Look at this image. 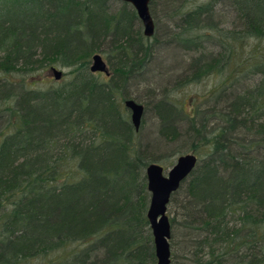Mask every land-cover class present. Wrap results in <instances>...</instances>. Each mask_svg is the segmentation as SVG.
<instances>
[{
	"label": "trees",
	"instance_id": "obj_1",
	"mask_svg": "<svg viewBox=\"0 0 264 264\" xmlns=\"http://www.w3.org/2000/svg\"><path fill=\"white\" fill-rule=\"evenodd\" d=\"M108 1L0 0V264L158 262L146 172L158 159L123 106L151 46L136 10L112 13ZM221 1L182 14L174 39L210 53L177 86L222 72L238 45L255 40L254 55L207 109L186 115L168 95L156 104L161 136L178 140L186 121L200 159L170 202L172 240L182 227L192 248L183 263L172 251L173 264H264V0H227L240 25L232 31L216 22ZM101 52L116 59L110 77L90 71ZM54 68L69 79L31 85Z\"/></svg>",
	"mask_w": 264,
	"mask_h": 264
},
{
	"label": "rangeland",
	"instance_id": "obj_2",
	"mask_svg": "<svg viewBox=\"0 0 264 264\" xmlns=\"http://www.w3.org/2000/svg\"><path fill=\"white\" fill-rule=\"evenodd\" d=\"M205 2H208V0H155L151 7L152 15L156 24V35L153 38H149L148 42L151 46L149 50L151 55L145 60V67L137 71L138 74H136L128 83L126 88L128 99H133L145 106L144 118L140 127L141 129L138 133L141 144L147 151H150V154L157 157V163L164 166L167 174L176 163L177 158L183 154L195 153L197 155V151L192 148L193 143L189 140V137L186 134L188 128L186 121H182L179 125L181 126V133L178 140L175 141L174 138L167 140L161 136L160 120L156 116V104L158 101L168 95L181 106L184 114L191 116L194 108L198 106L203 107L204 110L207 109L209 106L207 101L213 97L216 91L224 88L225 85H230L229 83L233 80H231L232 77L229 76L234 74L235 68L241 64L244 59L254 55L253 53L256 51V47L255 49H252L253 45L256 43L255 40L251 42L250 47L238 45V51H236L230 63L222 72L212 73V75L204 77L197 83H190V85L178 87L177 85H180L179 81L190 77V74L192 73V63H194L195 59L200 58L205 51L202 53L201 51L197 52L196 50L185 49L180 43H178V40L174 39V36L181 31L178 25L183 18L182 14L188 9L191 10ZM124 4L125 2L121 0H109L107 3V9L112 13H116L124 9ZM126 8L129 10L135 9L129 4H127ZM178 9H182L180 10L182 11L181 14L177 11ZM215 15L216 22H222L225 29L232 31V29L240 26L237 14H235L227 0H222L220 2ZM134 27L137 30L141 28L144 31L141 20H135ZM206 30L204 31L207 32ZM108 43H110L109 40ZM208 46L213 52H218V48H215L212 45ZM205 53L209 54L210 52ZM97 54L103 55L111 72V64L112 62H115L116 59L114 57H110L109 59L108 55L103 52ZM58 69L63 71L62 80L69 79L70 76H65V73H67L66 69ZM43 77L44 78L42 79L29 78L31 85H33L34 88L37 87L43 89L50 86V82L55 85L62 81H56L53 76L48 75V72L47 75H43ZM1 78H3V75H0V79ZM7 78L12 81L20 80L17 74L7 76ZM258 80L259 78H256L252 84L255 85ZM37 81H39L38 84H36ZM241 83L243 84L245 81H242ZM11 104H14V102L12 101ZM130 116L131 112L128 110V117L130 118ZM4 119H0V127L3 125L2 123H4ZM11 130L12 128H10L9 132ZM178 210V203H174L173 206L171 204L168 208V215L172 217ZM184 235V229L178 227L175 230V238L173 240L171 239V248L173 254L176 255L174 263L186 262L185 255L187 252L189 254V251L192 250V248L189 249L187 247V242L190 241H188V238L185 239L183 237ZM80 247L82 248L84 246L80 245ZM74 248L75 246H72L67 250L70 252ZM189 257L190 254L186 255V258Z\"/></svg>",
	"mask_w": 264,
	"mask_h": 264
},
{
	"label": "water",
	"instance_id": "obj_3",
	"mask_svg": "<svg viewBox=\"0 0 264 264\" xmlns=\"http://www.w3.org/2000/svg\"><path fill=\"white\" fill-rule=\"evenodd\" d=\"M135 8L138 18H140L144 34L147 38H153L156 33L155 21L151 15L150 4L153 0H121ZM90 71L94 74H105L110 77L111 72L108 64L102 54H95L92 57ZM51 75L56 81L63 79V71L54 68ZM131 112V122L136 129L140 131L145 106L133 99H126L124 102ZM200 159L195 153L183 154L177 158L176 163L172 166L167 174L163 165L150 163L147 167L148 190L151 194L150 208L147 216L152 228L154 245L156 249L157 264H173L171 235V219L168 215L173 195L182 187L185 180L194 173Z\"/></svg>",
	"mask_w": 264,
	"mask_h": 264
}]
</instances>
